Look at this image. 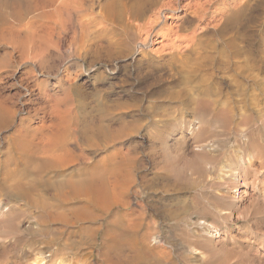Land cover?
I'll use <instances>...</instances> for the list:
<instances>
[{"label":"rangeland","instance_id":"1","mask_svg":"<svg viewBox=\"0 0 264 264\" xmlns=\"http://www.w3.org/2000/svg\"><path fill=\"white\" fill-rule=\"evenodd\" d=\"M96 1L97 0H95V2H94L93 8H94L95 12H98L100 9V6H101L100 4L103 3V0H99L98 2H96ZM190 1H192V2L202 1L203 2L205 0H183V4L190 2ZM243 2H244L243 0H237L236 2L227 1L224 4L220 5L221 10H219V9L216 10V7L213 8L212 9L213 11L211 13L212 16H209L208 18L204 19V21L195 20L193 18V14L191 13V10H188V11L184 10L181 12V15L185 16V18L182 17L183 19L180 18V20L177 22V24L179 25V27H177V29L178 28L180 29L181 34H193V33H195L199 37V39L204 41V43H207V42L212 43L213 42L212 39H214V35H215L214 32L216 31V29H218L222 26V23L224 21L225 16L234 10L237 12H240L239 9H240V6L243 4ZM214 10H216V11H214ZM245 13H249L251 16L261 14L260 10L257 9V6H256L254 0L249 3L247 10H245L243 12L241 11V13L240 14L238 13V14L244 15ZM68 14H69L68 12H67V14L65 12V14L64 13L62 14L63 16H60L61 18L58 17V19H60V23H58L59 25H57L58 27L56 28V34L57 35L61 34L65 38L61 36L62 42L58 43V38H57L58 36H56L54 38V40L56 42L53 40L54 44L56 43L55 46L57 45L56 47L53 46V44L50 45V42L48 44L51 47L49 46V48H48V46L47 47L43 46L44 48L48 49V50L46 49L47 52L43 51V55L40 54L42 52V49L36 50V51H38V53L36 51H34L35 49L33 51H32V48L27 49L30 45L28 43H24V42H23V44L20 43L19 41L22 40L21 38L19 39V41L16 40L17 43L15 42L14 44H12L13 46L12 45L10 46V45H7L3 42H0V69L2 66H3L2 69H4V70H1L2 72L0 71L1 72L0 73V81H1L0 82V95L2 94L0 96V99H1V97H3V95H5V96L8 95L9 96L8 98L11 97L10 99L5 98V96H4L2 98V100L5 102V104H7V105L11 104L10 106L12 108L14 107V109L16 108V110H17V111L15 110L16 113L14 114V117H13L15 124L13 123L14 125L12 124V126H10L8 128V130H3L1 132L0 141L2 142L4 140V137L9 136V135L11 136L12 134L16 133V131L18 132L19 129H21L25 132V134H28L31 137H32V135L34 136V134H36L38 136L35 140L37 143V140L39 142V136L42 137L43 135H46L49 132V134H48L49 139L47 138L48 142L45 141L43 143V145H45L49 148V146L51 144H53V142L55 141L56 137L60 135L58 131L61 130L60 133H62V130H63L64 134L62 133L61 135L62 136L63 135L64 136L70 135V139H69V137L64 138V136L62 137L60 135L59 138L62 140L64 139V140L60 141V139H56V141L59 140L60 144L59 145L56 144L59 142L55 141L53 146L55 148H57L58 146L60 147L59 150H58V148L55 149L57 152L60 151L63 153L65 151V154L72 152L73 156L70 155L71 156L70 157V156H67V154L66 155L64 154L65 155L64 159H66L65 161H67V162H64L66 168L64 166H61V168H58V169H60V171L57 170L56 173L63 175L61 177H64L65 175L70 176V174L73 173L74 175H76V177L74 176L75 178H80V177H84V174H85V176H88L90 174L93 175L92 173L95 171L94 172L95 178H94V175L91 177V179H96V181H93V183L95 182V184H96V185L95 184L94 185L97 186L99 184L98 181H100L101 184L103 183L102 181H104L106 183V184L104 183L102 185V187L99 186L102 188L103 191L97 186L99 188V193H98L97 187H96L97 190L95 187H94L95 190L92 189L91 197H93V199L95 201L93 203H91L90 204L91 206L89 205V207L87 209V211H89L90 209H92V210H90L91 212L90 211L87 212L88 217L84 219L85 222L80 221V222L76 223L75 222L77 219L76 217L79 216L80 214H77V213L70 211V210H68V211L64 210V209H67L66 207H72V206L74 207V204H76V207H77V205L81 206L83 203L78 201L79 199H75L73 201H70L69 203L64 205V209L62 206V209H60L59 212L62 210V212L64 213L63 215H65V217H68L70 220H73V218H74L73 222H70V225H73V228H72V226H69V224L66 221H65V223H63L64 220L60 221V217H58L57 218L58 220L57 219L53 220L52 222H50V225L51 226L53 225L54 227H57V228L59 226H61L58 228L59 234L56 233L57 234L56 236L60 235V236H62L61 238H63V239L57 241L55 244L53 243V246L52 245L50 246L49 243H47V242H41L40 244L42 246L41 245L40 246L44 247V250L46 249L45 250L46 253L49 252L48 254L51 253L52 249H53L52 252H55V251L59 252L58 253L59 255L56 256V258L58 257L59 259H60V256H62V255L63 256L68 255L69 261L71 262L70 264H73V263L81 264L80 262H82V264H84V263L109 264L110 263L109 261L112 259H113L112 261L115 262V258L109 259V261L104 260L105 257L107 258L109 256L108 255L105 256V254L103 252L110 254V256H112V257L114 255H115L114 257L117 256L116 262L122 261L123 264H125V261H123V260H125L127 257H128L127 260H129V259L132 261L135 260V261H133V263L136 262L134 264H138L139 262L141 264H143L144 262L145 263L148 262L147 264H153V263L154 264L155 263L156 264H198L197 261H200L199 264H206V263L210 264L211 262H212L211 264H223V261L221 262V260H220L221 256H222V253H221L222 251H219V249L222 247H225L227 250L231 251L232 254L234 253L233 252L234 250L236 252H239L240 250H242V252L247 253L244 256H245L246 262L248 264H257L256 262H258V264H264V236L262 237L263 238V242H262L263 244H262L260 240H257V241L249 240V238L247 237L246 234H244L241 230H237V225L245 223V221L247 219L245 218V216L240 215L241 212L236 210L235 204L239 202L240 204H242V208H245L247 205L251 206L253 200H255L257 198L256 190L252 186L245 187L244 184L239 183L237 186V191L235 193L232 191L233 188H231L230 184L229 185L226 184L225 181H223L222 179L219 178L217 171L215 172L214 170L209 169L210 164L208 165L209 166L208 168H205V166H201V162L199 161V158L202 155H199L197 157H194V156L187 157V156H189L187 153L189 152L191 154L190 151L193 150L194 139L189 137V135H190L189 134V128H188L186 123L190 118L191 119L193 118L191 113L194 112V110H192V109L195 106H194V104H192L193 101L190 100L189 96H187L186 94L188 93L189 89H190L189 91H192L191 89H193V88H194V90H196L195 87L198 86V82L201 80V77H202L201 76L202 70L200 72L201 74H199V73L195 74V73L191 72L193 65H195V59H194V57L196 56L194 54L195 51L193 53L189 54L190 57L187 59L188 62L185 65L186 67H184L185 68V70H184L183 68H181V64H182L181 60L173 61L171 59V54L175 48V47H173V43L175 45L182 43V45H180L181 47H179L181 49V52H183L186 49V47H184L186 43H183V42L179 41L178 39H176L175 38L176 35H170L167 38L160 35V36L155 38V42L150 44V47L144 48V50L142 52L139 51V47L136 49L135 45H131L130 47H128V46H124L123 44H120V43L119 44L114 43L115 47L113 45H112L113 46L112 47L111 46L112 42H108L109 36H107L106 38L104 37L105 40H103V39L101 40L102 48H101V50L98 51V54H100V52H101V54L104 53V55L101 56L102 59L100 58V56H98L100 58L99 59V58H97V55H96L97 53H95V51H93L88 46L81 44L83 42H81V41L79 42L78 40L75 41V39H74V35H75L74 30L76 29L75 28V21L78 18L76 17V19H75L74 18L75 16H74L73 17L74 19H71ZM67 15H68V18H70L71 20L66 18ZM261 16H259L258 18L256 17L253 20L252 19L250 20L249 27H250L251 31L253 30V32H255V31H258L259 29L264 27L263 26L264 17L263 16L261 17ZM62 17H64V19H62ZM261 19H262V21H261ZM259 21L262 23H260ZM173 23H176V21H174ZM36 24H37L36 25L37 27L39 25L40 29L43 28L42 25L40 26L41 22H38ZM67 26H68V28H67ZM236 28H238V27H236ZM57 31H58V33H57ZM158 32H160V26L156 29V34ZM115 33H117V34H115V37L117 39H121V38L123 39L126 37V35H124L121 31H118ZM120 33H122V34H120ZM19 34L21 35V37L23 36V38H24L27 35V32L26 31H20ZM123 40L125 41V39H123ZM18 42L21 45L25 46L24 47L25 49L22 48V46L19 47ZM107 42L110 45H108ZM209 43H208V45H209ZM104 45H105V47H103ZM17 46L19 49L16 48ZM120 46H122V48ZM87 47L89 48L90 52L86 51V50H88ZM106 47L108 49H104ZM126 47L128 50L126 49ZM248 47L252 48V49H257L260 47L262 48V45L257 43L255 40H251L248 42ZM12 48H14V49H12ZM114 48L116 51L114 50ZM118 48H120V49H118ZM7 49H8V52H12L13 54H11L10 57L8 56L4 60L3 55H5V52H7ZM102 49H103V51H102ZM125 49H126V51H125ZM25 50L26 51L28 50V51L26 52ZM110 50H114V52L116 54H112L113 56H111V54L108 53ZM20 51H21V53H20ZM24 52H26V53H24ZM34 52H35V54H39V56L33 54ZM25 54L29 55V56L26 55L28 58H26ZM30 54H32L33 56L35 55L34 57H38V59L33 57V59H35V60L37 59V60L36 61L32 60V57H31L32 55L30 56ZM105 54H107V55H105ZM117 54H119V55H117ZM12 55H14V56H12ZM40 55L42 56V59H39ZM92 56H96V57H92ZM21 57H22V59H23V57L26 59L21 60ZM29 57H31V58L29 59ZM8 58L9 59L11 58V59L8 60ZM14 59H15V61H14ZM91 59L92 60L95 59L96 62L94 60H93L94 62H91ZM18 60H19V62H18ZM3 61H5V62H3ZM8 61H9V63H7ZM14 62L17 64V66ZM90 62H91V64H90ZM11 63H13V64L11 65ZM4 65H6L8 68H6V66H4ZM249 66H250V70L253 68V74H256V76H258L259 78H262L264 81V63H258V62L252 61ZM182 69H183V72L181 71ZM184 71H186V72H184ZM211 71L212 70H208V71H204L203 73H205L206 76H209V74H210L209 72H211ZM206 72H208V73H206ZM28 73H29V75H28ZM185 80L187 81V83L185 82ZM215 81L218 82L219 87L221 85L223 90H225L224 92L229 90V87H228L229 82L227 80H225V79L222 80L220 77H217L215 79ZM22 82H23V84H22ZM24 82L27 85H25ZM187 84H189V85H187ZM263 84L264 83L262 82V84H261L262 87H264ZM24 86H26V88ZM30 88H34V89L32 90ZM29 91H30V93H29ZM46 92H48V93H46ZM26 93H28V95H26ZM17 94H19V95L16 97ZM20 94L22 96H20ZM182 94L185 95L183 97V100H178ZM172 95L174 98L172 97ZM261 96L263 97L264 95H261ZM28 97H29V99H28ZM54 97H55V99H54ZM233 97L235 100H237V98L239 100V96L237 97V95H234ZM262 97H261V99H262ZM7 100H8V102H7ZM263 100H264V98L262 99V101ZM24 101L27 103H25ZM23 102L26 104V107H24V109L21 110V109H19V105L22 106ZM251 102H252V100H248V103L246 104V108H244L242 106L243 104H240V105H239V103L236 104L233 119L235 120L234 123H237L236 120H239V121H238V124H234V125L238 127L239 122H240V125H241V123L242 124L244 123V124H243V127L239 125L238 128L237 127L235 128V131L237 129V131H239V132L234 131V136L241 134L240 130H238V129L244 128L245 124H246V126L249 124H253L255 126H258L257 128H259V130L261 131V133L263 135L262 138H264V133H263V130H264V126H263V121H264L263 120V118H264V116H263L264 115V113H263L264 112V106L263 105H264V103L263 102L264 101L262 102L263 108L261 107L262 110H260L262 112L254 111L253 116H252L253 111L251 110L252 107H250V105L252 106ZM38 104H39V106H38ZM44 105H46V106H44ZM51 105H53V108ZM21 106H20V108H21ZM241 106L243 108H241ZM56 107L57 108L60 107V108H58L59 110L61 109L60 114H59V110L58 111H56L57 109L55 110ZM219 107H221V105ZM219 107H217V109H216L217 111L215 110L216 112H219L222 109V107L220 109H219ZM38 108H42V109L37 110ZM242 109L243 110L246 109V110L243 111ZM35 110L38 112H36ZM46 110L47 111L50 110V111L47 112ZM50 112H51V114L55 112L54 114L56 116L54 114L51 115ZM56 112H57V114H56ZM244 112L246 114L251 112L252 113L251 116L255 119H253L252 117H249V119H248V117H246L248 119L247 120L243 115H240ZM259 112H260L262 117L259 115ZM237 114H238V116H237ZM239 115L243 116V118L240 117ZM56 117L57 118L60 117V119L57 120ZM62 118L64 120H65V118H67V119L64 121ZM183 118H184V120L182 121ZM76 119H78V121H76ZM44 120H46V121H44ZM53 120H54V122H56V124L53 123ZM62 120H63V122H62ZM242 120H243V122H241ZM246 121H249V123L248 122L246 123ZM255 121H256V123H254ZM250 122H252V123H250ZM257 122H258V124H257ZM57 123L59 124V127L62 125L60 128H63V129H59ZM75 123H77V124H75ZM54 124L57 126L55 127ZM173 124H175V125L171 127V125H173ZM32 126H33L34 130H33ZM50 126H52L53 128H51ZM74 126H76V127H74ZM179 126H181V127H179ZM261 126H263V127H261ZM40 127H42L43 129L42 128L40 129ZM107 127H109V128H107ZM35 128H37V129L35 130ZM48 128H49V130H48ZM56 128L58 129L57 132L54 130ZM50 129H52V131L54 130L53 133L56 132V134H59V135L53 134ZM80 129H81V131L82 130L83 131L82 132L79 131ZM182 130H184V133L182 132ZM70 131L78 133L79 135L73 133L74 135L72 137V133ZM76 131H78V132H76ZM86 131L89 132V134L93 133V135L86 136V134H88ZM30 132H31V134H30ZM39 132H41V133H39ZM45 132H47V133H45ZM68 132H70V133H68ZM50 133H52V134L50 135ZM52 135H54L53 136L54 138L51 137ZM80 135H83V136L81 137ZM201 135L204 138L209 137V135H206V133H204V132L201 133ZM30 136H29V138H30ZM74 136H76V138ZM84 136H86L85 137L86 140L83 138ZM90 136H91V138H90ZM179 136L180 137L182 136L183 138L182 137L179 138ZM205 136H208V137H205ZM29 138H27L28 140L22 139V141L19 142L18 148L16 150L17 151V153H16L17 158L20 157L23 159L24 158L27 159L28 156L32 155L31 150L33 151L34 145L31 146V142L29 141ZM50 138H53L54 141ZM73 138H75V140H73ZM77 138H78V140H77ZM262 138L260 139V141H261V144L264 145V139H262ZM65 139L68 140V142L65 141ZM232 139H234V137ZM73 141H74V143H73ZM77 141H81V142H77ZM192 141H193V143H192ZM12 142H14V140ZM61 142L64 143L63 145L67 146L69 148V150H67L68 149L67 147H66L67 149L65 150V147L61 144ZM211 142H212V140H210V143ZM77 143L79 144L78 146H77ZM185 143L187 146L185 145ZM46 144H49V146ZM7 145H9V144H7ZM7 145L3 148V150H7V148L9 147ZM39 145H41V144L39 143ZM19 146L22 148V149L20 148L22 153L21 152L19 153V151H20ZM53 146L50 148L54 149ZM70 146H71V148H70ZM81 146H82V148H81ZM184 146H186L187 148ZM164 147L165 148L167 147V150ZM178 147H180L179 150H181V149L183 150V151L182 150L178 151V153L182 154V152H183V154H184L187 152L186 155L184 154L185 157H182L183 154L181 156L177 152L174 153L175 151H173V149L174 148L177 149ZM62 148L64 149V151ZM78 149L81 151H79ZM184 149L185 150L187 149V150L184 152ZM188 149H189V151H188ZM28 150H30L31 153H29ZM117 150H120L119 155H115L116 152H114V151H117ZM67 151H69V152H67ZM82 152L84 153L83 155H82ZM129 152H131V153H129ZM3 153H0V160H1V162H3V163H1L3 165V168L1 169L2 173L0 171V175H1L0 177L1 178L4 177V171L6 169V168H4L5 167L4 163H6L5 160H6L7 155H5ZM74 153L75 154L77 153V155H74ZM168 153H171V154H168ZM25 155H27V156H25ZM85 155L87 156V158H89V156H90L92 159L89 158V160H88ZM110 155H111V157H110ZM131 155H132V157H131ZM76 157L77 158L81 157V158L78 161V159L76 160ZM107 157H109L110 159H108ZM192 157L194 159V162L197 160L199 161V162H195L196 167L194 166V162L192 160ZM31 158L33 159L34 157L30 156L29 157L30 160L29 161L26 160V161H28V163H30V168H28V169L26 168L27 170L23 171L24 179L28 178V177H29L28 179H30V178L34 177L35 175L37 176V174H36L37 171H36V168L34 167L35 163L37 164V162L41 161L38 164L42 165L43 162L45 164V160L47 162L46 164L49 165L51 163V160H49L48 158H46V159L43 158L45 160H43L41 158H39L40 160L34 159V161L31 160ZM74 158H75V160H74ZM119 158L121 159V161H124L123 165H121L122 162L119 163L120 162ZM195 158H196V160H195ZM97 159L98 160L100 159L103 162V164H102V162H101V164H99V161ZM186 159H187V161H185ZM48 160L50 161L49 163H48ZM175 160H176V162H175ZM216 160H218V159H216ZM216 160H212L211 164L215 163V165H217ZM74 161H75V163H74ZM76 161L82 162L83 164L82 163L77 164ZM111 161H114V162H111ZM126 161H128L127 164H126ZM187 162H188V164H186ZM67 163H69V164H67ZM92 163L93 164L96 163L97 165L96 164L93 165ZM183 163L185 165H183ZM189 163H190V165L192 163L193 166L192 165L190 166ZM196 163H198V164H196ZM199 163H200V165H199ZM111 164L113 165V167L115 166L114 167L115 169H113V167H111L112 166ZM124 164H125V166H124ZM171 165H172V167H171ZM23 166H26V164L21 165V168H23ZM43 166H40L41 169H43L42 168ZM168 166L171 167L170 168L171 170L169 168H167ZM185 166H187L186 167L187 169L189 167H191V168H189L191 172L189 171V169L187 170L185 168ZM200 166L203 167L202 168L203 170L201 169ZM33 167L35 169H33ZM103 167L106 170H107V167H109V169L107 170L106 173L104 172L106 170L103 169ZM110 167L112 170H114L113 172L110 169ZM192 167H195V168H192ZM88 168H89V170H88ZM196 168H197V170H196ZM69 169H70V171H69ZM72 169H73V171H72ZM199 169H201V172ZM75 170H76V172H75ZM209 170L211 171L212 174H209L210 173ZM118 171L122 172V173L120 172L122 174V176L118 174L119 173ZM202 171H205V172H202ZM60 172H63V173H60ZM101 172H103V173H101ZM170 172H172V173H170ZM198 172H200V173H198ZM76 173L79 175H77ZM202 173H204V174H202ZM205 173H207V174H205ZM213 173H215V175H213ZM50 174L52 175L54 173L52 172ZM107 174H109L110 176ZM111 174H114L115 175L114 177H116V178L118 177V179L116 180V178H114L113 175H111ZM123 174H124V176H123ZM167 174L169 177L167 176ZM197 174H198V177H197ZM81 175H83V176H81ZM101 175H103V176L106 175L108 177V180L105 179V180H107V181H105L103 179V177H101ZM173 175H174V177H173ZM251 175H253V174H251ZM30 176H32V177H30ZM130 176H132V177H130ZM107 177H104V178H107ZM123 177H125V178H123ZM99 178H101V180ZM121 178L126 179V181L122 180ZM198 178H199V180H198ZM114 179L116 181L119 180L120 182L122 180L123 181V182H121L122 184L119 183L121 186H119V184H118V185H116L117 186L116 187L113 184H110V183H113ZM192 179H193V181H192ZM110 180H111V182H110ZM200 180H202L203 182ZM0 181L3 182L2 179H0ZM194 181L196 182V184H194ZM212 181H214V182H212ZM204 182H206L205 186H207V187L203 186ZM207 182H208V184H207ZM216 183L218 184L217 186H216ZM220 183L223 185V187H222V185H220ZM123 184H126V185L124 186ZM106 185L109 186V188H111V189L108 190L109 188L105 187ZM111 185L113 186V188L110 187ZM193 185H194V187H193ZM200 185H201V188H200ZM224 186L225 187L227 186V188H225ZM115 187H116L117 191L119 190L120 192L119 191L118 192L120 194H122L121 195L122 198L119 196L118 200H120V198H121L120 201H124V200L127 201V204H125V205L122 202L124 206L121 204L120 201L115 200V198L117 199V197H115L116 193H117ZM217 187H218V189H217ZM228 187H230V188H228ZM103 188L107 189L108 192L110 191L109 192L110 194L106 190L105 191L108 194L107 193L104 194L105 191ZM210 188H212V189H210ZM62 189L65 190L66 188L63 187ZM136 189H137V191H136ZM219 189H220V191H219ZM221 189H222V191H221ZM122 190H123V192H122ZM101 191L103 193H101ZM111 191L114 192L115 194L111 195V193H112ZM133 191L134 192L136 191L135 193H138V194H133L134 193ZM238 191H240V192H238ZM9 192L10 191H4L2 193V195H0V200L2 203V205L0 207V214L2 215V216L0 215V222L2 220H4L5 217L11 218L12 216H13L11 218V219H13L12 221L15 222L18 220V218H16L14 215H12V212H11L12 208H14L13 204L15 203V201L14 200L12 201L13 195L11 192L10 193ZM219 192H221L222 195ZM225 192L229 193V195L226 194ZM247 192H248V194H247ZM93 193H94V195H93ZM97 194L100 196L98 197ZM102 194H104L105 197ZM251 194H252V196H250ZM136 195H137V197H136ZM226 195L228 196V198H230V201L227 199ZM112 196H114L115 198ZM126 196H128V197H126ZM224 196H225V198H224ZM230 196H232L233 198L235 197L234 198L235 200ZM246 196H248L249 198ZM251 197H253L254 199L252 200ZM111 198L113 199L112 201L115 203L111 202ZM98 199L101 200L102 202L103 201L104 202L101 203V201H99ZM218 199L220 200V202ZM251 200H252V202H250ZM228 201H229V203H228ZM231 201H232V203H230ZM109 202L111 205L108 204ZM104 203H106L107 205ZM233 203H235V204H233ZM97 204L101 205L102 207L96 206ZM220 204H222L221 205L222 207H220ZM133 205L134 206L136 205V206L133 207ZM7 206L10 207L11 213L9 212V210L5 209V208H7ZM139 206H141V207H139ZM211 206H212V208H211ZM107 207H109V208H107ZM134 208H135V210H137V209L138 210L134 211ZM142 208H143V210H142ZM219 208H221V209H219ZM103 209H105V210H103ZM129 209L131 210V212ZM132 209H133V211H132ZM139 209L141 211H143L145 214H142L143 212L141 213V211ZM92 211H95L96 213L95 212L92 213ZM59 212L57 211L56 213L58 214ZM62 212H60V214H58V215L55 213V218H56V216H59V215L61 216ZM68 212H70V214ZM97 212H98V214H97ZM113 212H114V215H113ZM123 213H124V215H123ZM9 214H10V216H9ZM93 214H96L98 216H96V215L94 216ZM218 214H220L219 215L220 218H219ZM237 214H238V217H237ZM259 214H261V215H259ZM110 215H111V217H110ZM115 215H117V216H115ZM135 215H137V217ZM142 215H144V216H142ZM131 216H133V217H131ZM228 216H230V218ZM261 216H263V213H258L255 215H254V213H252L250 217L251 218L254 217L252 220H255L258 217L257 219L260 220V222L258 224L259 232L264 233V227H263L264 223H261L262 222L260 219ZM100 217L101 218L103 217V219H101ZM113 217H115V218L117 217L115 220L117 224L115 223V221H114L115 218L113 219ZM126 217L128 219L131 218L130 219L131 221H128ZM134 217H136L135 219L139 220V218H142L143 220L140 219V221H138V225H137V221L135 222ZM203 217H206V218H203ZM14 218H16V219H14ZM28 218L32 220L31 217H28ZM28 218L27 217L26 218H19V221H17V222L18 223L21 222L19 224V226H20V229L22 231H24L25 236L23 235V237L28 238V239L32 238V240H36L38 238V236H33L34 233L28 228V224L31 222ZM62 218H63V216H62ZM211 218H214L213 219L214 221ZM231 218H232V220H231ZM239 218H241V219H239ZM118 219H120V221ZM121 219H123V220L125 219L126 222L125 221L121 222ZM112 220L114 221L115 225L112 223L113 222ZM132 220L134 221V223H132L133 222ZM117 221H119L120 223ZM127 221H128V223H127ZM199 221H200V223H199ZM211 221H213L212 223L219 224V226L222 228L224 226H228L230 228V231H232L231 233L227 232V235H225L224 233L221 234L226 239H223L222 241H220V243H217V245L218 246L220 245V246L218 247L216 245V248L214 247L213 242L215 244V240L217 239V237L209 236L207 234V230H206V227H208V225L211 224ZM123 222H124V225L126 224L125 226L123 225ZM129 222H131V223H129ZM208 222H209V224H208ZM72 223H74V224H72ZM95 223H96V225H95ZM135 223H136V226H135ZM139 223L142 224V225L140 224V227H139ZM192 223H194V224H192ZM64 224L66 225V227ZM90 224H91V226H90ZM121 224L126 228H124ZM97 225H99V227ZM132 225H134L135 228ZM117 226H119V227H117ZM128 226L131 227L132 229L131 228L127 229ZM201 226H202V228H199ZM82 227L85 228V231H84V229H82L84 232L81 230ZM89 227H90V231H89ZM262 227H263V229H262ZM66 228H69V229H66ZM93 228H95V229H93ZM68 230H69V232H72V234L67 232ZM73 230L76 233L73 232ZM125 230H127V232ZM61 231H64L63 234H60ZM80 231H82V232H80ZM109 231H111V232H109ZM118 231H121V234H119L120 232L118 233ZM137 231H139V232H137ZM200 231H202V232H200ZM116 232L118 233L117 235H116ZM92 233H94L93 237L91 236ZM108 233L110 236L111 235L112 236L111 237L108 236ZM136 233L138 234L137 237H140L141 239L140 238L137 239V237H136V240L134 239L135 236L137 235ZM150 233H152V237H151ZM81 234H83V235H81ZM149 234H150V237L152 239L149 237ZM114 235H116V237ZM156 235H158V236H156ZM189 235H192L191 237L193 239H190L191 238L190 237L189 238L190 240H189L188 239ZM85 236H86V238H85ZM113 236L115 238H113ZM131 236L134 238H132ZM153 236H154V238H153ZM67 237H72V238H69L67 240ZM146 237H148V239H150V240H148ZM157 238L160 241L156 243V241H158ZM111 239H112V241L116 240V241H114V243H112V245H111L112 241H110ZM117 239H118V241H117ZM125 239H127V240H125ZM128 239H129V243H128ZM131 239L132 240L134 239V240L132 241ZM142 239L144 241H141ZM152 240L153 241L155 240V241L153 242ZM66 241H67L68 245L65 247L64 243ZM94 241H96V242H94ZM102 241H103V243H102ZM120 241L121 242L123 241V242L121 243ZM137 241L139 243H136ZM145 241H147V242H145ZM150 241H152V243ZM184 241H185V243H184ZM203 241H205V242H203ZM92 242H93V244H92ZM104 242H105L106 246L104 245ZM117 242H119V245ZM125 242H127V243L123 244ZM132 242H134V244ZM115 243H117V244H115ZM130 243H132L131 244L132 247H131ZM195 243H196V245H195ZM222 243H224V244H222ZM242 243H244V244H242ZM43 244H45V245L43 246ZM80 244H81V246H80ZM238 244H240V245H238ZM107 245H111V246H108V248H107ZM122 245H124V246H122ZM142 245H144V246L142 247ZM148 245H150V246H148ZM189 245L191 248H188ZM197 245H198V247H197ZM258 245L259 246L262 245V247L259 248ZM6 246H7L6 249H4L3 247L0 248V264H5L4 263L5 259L7 260V261H5V262H7L6 264H25L26 260L24 259V257L21 256V254L16 253L14 251L10 252L9 249L12 250L11 249L12 246L10 244H7ZM89 246H91V247H89ZM115 246L119 247V248L116 249ZM111 247H112V249H111ZM144 247H146V248H144ZM155 247H158V248H155ZM79 248L80 249L82 248L81 249L82 251ZM106 248L109 250V252L107 251ZM134 248H135V250L133 251ZM141 248H144L145 251H142L143 249H141ZM147 248H150V249H147ZM162 248H163V250H162ZM236 248H239V250ZM256 248H258V249H256ZM86 249L88 251H86ZM152 249L156 251V252L153 251V255L151 252ZM158 249H160V250H158ZM205 249H208V251ZM77 250H79V251H77ZM96 250L98 253H96ZM124 250H125V252H124ZM198 250H200V252H203V251H205V252L201 253L202 255L200 253L196 254L195 252ZM68 251H70V252H68ZM92 251L95 253H93ZM140 251H142V252H140ZM146 251H149L148 252L149 254ZM157 251H158V253H157ZM160 251H163V253L165 255L164 257H163V253ZM192 251H194V252H192ZM84 252H86L87 255ZM113 252L115 254H113ZM123 252L126 254L124 255ZM150 252H151V254H150ZM218 252H220V253H218ZM143 253H147V254L144 255ZM205 253L210 255L211 258H209L210 256H208V255L206 256ZM73 254H74V256H72ZM135 254H136V257L138 255L137 259L135 257ZM139 254H141V255H139ZM159 254H161V256ZM188 254L189 255L191 254V255L189 256ZM212 254H213V256L215 254V256L213 258H212ZM217 254H219V255H217ZM148 255L149 256L151 255V256L148 257ZM249 255L252 257H250ZM3 256H4V258H2ZM84 256H86V257H84ZM121 256L122 257L124 256L123 257L124 259L121 258L120 260H117V258L119 259V257H121ZM157 256H158V258H157ZM217 256H220V258L218 257L219 261L217 260L218 259ZM244 256H243V258H244ZM75 257H77V258H75ZM134 257H135V259H134ZM161 257H163V258H161ZM195 257H197V258H195ZM205 257L206 258L208 257L207 261H206ZM70 258H71V260H70ZM73 258L75 260H72ZM86 258H87V260H86ZM95 258L96 259L100 258V259L98 261ZM109 258H111V257H109ZM214 258H216V260ZM233 258H232L233 261L231 260L228 264H231V262H232V264L238 263L239 258H237V256H236V258H235V256ZM139 259L140 260L144 259V260L138 261ZM21 261L24 263H20ZM73 261H76V262H73ZM78 261H79V263H77ZM203 261H205V262H203ZM208 261H210V263H208ZM259 261H261V262H259ZM105 262H109V263H105ZM114 262H112L110 264H113ZM26 263L29 264L28 262H26ZM51 264H56V262L52 261Z\"/></svg>","mask_w":264,"mask_h":264},{"label":"bare ground","instance_id":"2","mask_svg":"<svg viewBox=\"0 0 264 264\" xmlns=\"http://www.w3.org/2000/svg\"><path fill=\"white\" fill-rule=\"evenodd\" d=\"M99 0H97L96 2H98ZM227 1H233V2H236L237 0H205V1H190V2H187V3H184L183 4V0H103V3H101L100 5V9L98 12H95L94 11V2L95 0H0V42H3L7 45H12L17 41H19V39L21 38L22 40H20L19 42L23 44L24 43H28L30 46L27 48V49H31L32 48V51H36V50H39V49H42V52L40 53L41 55H43V51H46L47 52V48H44L43 46L49 48L50 45L53 44V46H55L54 44V38L56 36H58V43H61L62 42V39H61V34L60 35H57L56 34V28L58 27L57 25H59L58 23H60V19L61 18L60 16H63L62 14L66 12L69 13V17L71 19H76V17L78 18L76 21H75V30H74V39L75 41L78 40L79 42H83L81 44H84L86 46H88L89 48H91L93 51H95V53H97V58H99L98 56H101L104 55L101 54H98V51L101 50L102 48V44H101V40H105V38L107 36H109L108 38V42H112L111 43V46L113 45L115 47V44L114 43H120V44H123L124 46H128L130 47L131 45H135L136 46V49L139 47V51H143L144 48H147V47H150V44L154 43L155 42V38L158 37V36H163L165 38L169 37L170 35H176L175 38L178 39L179 41L183 42V43H186L184 47H186V49L181 52V49L179 47H181L180 45L181 44H174L173 43V47L174 48V51L172 52L171 54V59L173 61H178V60H181L182 61V64H181V68H183L185 70L184 67H186L185 65L187 64V59L190 57L189 54L190 53H193L194 51V54L196 55L194 57L195 59V65H193L192 67V70L191 72L195 73V74H201V70H202V74H201V80L198 82V86L195 87L196 90L191 89L192 91H189L188 90V93L186 94L187 96H189V99L192 100V104H194V108L192 110H194V112L191 113V115L193 116V118L190 120L187 121V126L189 128V137L190 138H193L194 139V146H193V150L190 151L191 154L188 152H186L189 156L187 157H190V156H194V157H197L199 155H202L200 156L199 158V161L201 162V166H205V168H208L209 164H210V170H214L215 172L217 171L218 175H219V178L222 179L223 181L226 182V184H230L232 191L236 193L237 191V186L239 183H242L245 185V187H250L252 186L255 190H256V196L257 198L255 200H253L254 196L251 197L252 200L250 202H252L251 206H246L245 208H242V204H240L239 202L238 203H233L235 204V208L236 210H238L240 213L241 216H245V218L247 219L245 221V223L243 224H239L237 225V230H241L244 234L247 235V237L249 238V240H252V241H257V240H260L261 243L263 242V236H264V233H261L259 232V222L260 220L259 219H255V220H252L253 218H251V214L254 213L255 214H258V213H263V216H261V223H264V145L261 144V141L260 139L262 138V133L261 131L259 130V128H257L258 126H255L253 124H249L246 126L245 124V127L242 128V129H238L240 130V135H236L234 136V131H235V128L237 126H235L234 124H238V121L239 120H236L237 123H234V110L236 108V104L239 103L240 104H243L242 106L244 108H246V104L248 103V100H252V106L250 105L251 110L253 111V114L251 112H249L248 114H246L245 112L240 114V115H243L245 118L248 117H252L254 115V111H260L262 110L261 107H262V99L264 98V96L262 97L261 95H264V87H262V82L264 83L263 79L262 78H259L258 76H256V74H253V68L250 70V63L253 61L255 62H258V63H264V27L259 29L258 31H255L253 32V30L251 31L250 27H249V22L250 20L252 19H255L256 17L258 18L259 16H263L264 17V0H254L255 1V4L257 6V9L260 10L261 14L259 15H255V16H251L249 13H245L244 15H239L241 13V11H245L248 9V5L251 1L253 0H243V4L240 6V12H237V11H232L230 12L229 14H227L224 18V21L222 23V26L218 29H216V31L214 32V39L212 43H204V41H202L201 39H199V37L193 33V34H181V31L180 29L177 27H179V25L177 24V22L180 20V18H185V16L181 15V12L182 11H188V10H191V13L193 14V18L197 21H204V19L208 18L209 16H212L211 13H212V9L216 7V10L219 9L221 10L220 8V5L221 4H224L225 2ZM98 4V3H97ZM97 6V5H96ZM96 8V7H95ZM99 8V7H98ZM235 8V7H234ZM214 10V11H216ZM218 12V11H217ZM239 13V14H238ZM68 15H67V19H70L68 18ZM75 16V17H74ZM80 18H79V17ZM261 16V17H262ZM74 17V18H73ZM182 18V19H183ZM62 19H64V17H62ZM70 19V20H71ZM59 20V21H58ZM174 21H176V23H173ZM262 21V19H261ZM38 22H41L40 26L42 25L43 28L40 29L39 28V25L38 27L36 26ZM260 22V21H259ZM62 23V22H61ZM258 23V22H257ZM262 23V22H260ZM160 26V32H158L156 34V29ZM238 28H236V27ZM264 26V24H263ZM68 28V26H67ZM20 31H26L27 32V35L23 38V36L21 37V33L19 34ZM59 31V30H58ZM57 31V33H58ZM69 31V30H68ZM73 31V30H72ZM118 31H121L124 35H126L125 38V41L122 39H117L115 37V32H118ZM60 32V31H59ZM61 33V32H60ZM120 33V34H122ZM72 34V33H71ZM112 34V35H111ZM114 34V35H113ZM119 34V35H120ZM64 35V34H63ZM67 36V35H66ZM64 37V36H62ZM105 37V38H104ZM65 38V37H64ZM54 40V41H53ZM251 40H255L257 43H259L260 45H262V48H257V49H252V48H249L248 47V42L251 41ZM77 41V42H78ZM209 41V40H208ZM18 42V46L22 48H24L25 46L21 45L20 43ZM50 42V45L48 44ZM52 42V43H51ZM56 42V41H55ZM107 42V44H108ZM129 42V43H128ZM206 42V41H205ZM17 43V42H16ZM172 43V42H171ZM209 43V45H208ZM20 44V45H19ZM105 44V43H104ZM26 45V44H25ZM106 45V44H105ZM105 45L103 47H105ZM110 45V44H108ZM13 46V45H12ZM18 46L16 48H18ZM57 46V45H56ZM55 46V47H56ZM60 46V45H59ZM58 46V47H59ZM110 46V47H111ZM112 46V47H113ZM123 46V47H124ZM167 46V45H166ZM27 47V46H26ZM51 47V46H50ZM87 47V48H88ZM122 48V46H120ZM11 48V47H10ZM81 48V47H80ZM83 48V47H82ZM86 48V49H87ZM89 48L88 52L89 51ZM135 48V47H134ZM14 49V48H12ZM19 49V48H18ZM25 49V48H24ZM23 49V50H24ZM44 49V50H43ZM47 49V50H46ZM54 49V48H53ZM104 49H108L107 47L104 48ZM120 49V48H118ZM127 49V47H126ZM125 49V51H126ZM132 49V48H131ZM22 50V49H21ZM115 50V48H114ZM114 50H110L108 53L111 54V56H113L112 54H116L114 52ZM128 50V49H127ZM183 50V49H182ZM10 51V50H9ZM19 51V50H18ZM26 51V50H25ZM28 51V50H27ZM26 51V52H27ZM31 51V50H30ZM92 51V52H93ZM103 51V49H102ZM116 51V50H115ZM23 52V51H22ZM24 52V53H26ZM38 53V51H36ZM73 52V51H72ZM107 52V51H106ZM105 52V53H106ZM130 52V51H129ZM21 53V51H20ZM32 53V52H31ZM78 53V52H77ZM86 53V52H85ZM94 53V52H93ZM107 53V54H108ZM118 53V52H117ZM122 53V52H121ZM133 53V52H132ZM11 54H13L12 52H8V49H7V52H5V55H3L4 57V60L5 58H7L8 56L10 57ZM23 54V53H22ZM29 54V53H28ZM35 54V52L33 53ZM83 54V53H82ZM89 54V53H88ZM87 54V55H88ZM105 54V55H107ZM120 54V53H119ZM117 54V55H119ZM127 54V53H126ZM27 54H25L26 56ZM32 54H30L31 56ZM37 56H39V54H35ZM34 55V56H35ZM40 55V58L39 59H42V56ZM45 55V54H44ZM49 55V54H48ZM86 55V54H85ZM125 55V54H124ZM14 56V55H12ZM29 56V55H27ZM26 56V58H28ZM33 55L31 56L32 57V60H35L33 59L34 57ZM91 56V55H90ZM109 56V55H108ZM107 56V57H108ZM135 56V55H134ZM29 57V59L31 58ZM48 57V56H47ZM92 57H96V56H92ZM105 57V56H104ZM15 58V57H14ZM26 58L23 57V59L25 60ZM34 58H37L38 57H34ZM99 58V59H100ZM11 59V58H10ZM8 58V60H10ZM13 59V58H12ZM22 57H21V60H23ZM36 59V60H37ZM102 59V58H101ZM3 60V59H2ZM1 60V61H2ZM20 60V61H21ZM28 60V59H27ZM35 60V61H36ZM95 61V59H93ZM92 59H91V62H94ZM104 60V59H103ZM15 61V59H14ZM163 61V60H162ZM5 62V61H3ZM17 62V61H16ZM19 62V60H18ZM17 62V63H18ZM22 62V61H21ZM90 62V64H91ZM96 62V61H95ZM9 63V61L7 62ZM15 63V62H14ZM40 63V62H39ZM13 63H11L12 65ZM16 64V63H15ZM20 64V63H19ZM18 64V65H19ZM107 64V63H106ZM3 65V64H2ZM10 65V64H9ZM8 65V66H9ZM6 66V65H4ZM17 66V64H16ZM15 66V67H16ZM3 67V66H2ZM0 69L1 70H4V69ZM92 67V66H91ZM6 68H8L6 66ZM18 68V67H17ZM183 69L181 70L183 72ZM6 70V69H5ZM11 70V69H10ZM9 70V71H10ZM14 70V69H13ZM208 70H212L211 72H209V76H206L205 73H203L204 71H208ZM2 72V71H1ZM0 72V73H1ZM6 72V71H5ZM16 72V71H15ZM32 72V71H31ZM186 72V71H184ZM14 73V72H13ZM43 73V72H42ZM208 73V72H206ZM187 74V73H186ZM29 75V73H28ZM184 75V74H183ZM31 76V75H30ZM68 76V75H67ZM187 76V75H186ZM65 77V76H64ZM217 77H220L222 80L225 79L229 82V90H227L226 92H224L225 90H223V88L218 86V82L215 81V79ZM186 78V77H185ZM24 79V78H23ZM184 79V78H183ZM188 79V78H187ZM186 79V80H187ZM22 80V79H21ZM185 80V82L187 83V81ZM190 80V79H189ZM71 81V80H70ZM220 81V80H219ZM1 82V81H0ZM21 83V82H20ZM220 83V82H219ZM23 84V82H22ZM25 84V82H24ZM27 85V84H25ZM35 85V84H34ZM189 85V84H187ZM264 85V84H263ZM26 88V86H24ZM31 87V86H30ZM33 87V86H32ZM29 88V87H28ZM188 88V87H187ZM30 89H34V88H30ZM29 89V90H30ZM44 92V91H43ZM173 92V91H172ZM30 93V91H29ZM45 93V92H44ZM43 93V94H44ZM48 93V92H46ZM24 94V93H23ZM42 94V93H41ZM2 95V94H1ZM0 95V96H1ZM19 94L16 95V97L18 96ZM26 95H28V93H26ZM234 95H237V97L239 96V100L237 98V100L234 99ZM5 95H3L4 97ZM20 96H22L20 94ZM70 96V95H69ZM179 96V95H178ZM185 95L182 94L178 100H183V97ZM262 99H261V97ZM0 99V134L3 130H8V128L10 126H12V124L14 123V120H13V117H14V114L16 113V108L14 109V107L12 108L9 104H5V102L2 100V98ZM9 96H5V98H8ZM45 97V96H44ZM47 97V96H46ZM173 97V95H172ZM176 97V96H175ZM4 98V99H5ZM11 98V97H10ZM8 98V99H10ZM53 98V97H52ZM174 98V97H173ZM29 99V97H28ZM36 99V98H35ZM47 99V98H46ZM55 99V97H54ZM23 100V99H22ZM48 100V99H47ZM15 101V100H14ZM20 101V100H19ZM58 101V100H57ZM8 102V100H7ZM12 102V101H11ZM10 102V103H11ZM17 102V101H16ZM15 102V103H16ZM25 102V101H24ZM22 103V106L19 105V109H24V107H26V104L27 102L25 103ZM174 102V101H173ZM30 103V102H29ZM250 103V104H251ZM264 103V102H263ZM14 104V103H13ZM17 104V103H16ZM63 104V103H62ZM43 105V104H42ZM221 105L222 109L219 111V112H216L217 110V107H219ZM13 106V105H12ZM16 106V105H15ZM21 106V108H20ZM39 106V104H38ZM46 106V105H44ZM43 106V107H44ZM48 106V105H47ZM52 108H53V105H51ZM55 106V105H54ZM57 106V105H56ZM241 106V108H243ZM264 106V105H263ZM31 107V106H30ZM34 107V106H33ZM192 107V106H191ZM219 107V109L221 108ZM238 107V106H237ZM36 108V107H35ZM49 108V107H48ZM60 108V107H58ZM57 107L55 108L56 111H58ZM240 108V109H241ZM249 108V107H248ZM247 108V109H248ZM263 108V107H262ZM34 109V108H33ZM39 109H42V108H38L37 110ZM239 109V110H240ZM16 110V111H15ZM45 110V109H44ZM53 110V109H52ZM51 110V111H52ZM54 110V111H55ZM61 110V109H60ZM60 110H59V114H60ZM114 110V109H113ZM216 110V111H215ZM237 110V109H236ZM238 110V111H239ZM243 110V109H242ZM246 110V109H244ZM243 110V111H244ZM30 111V110H29ZM32 111V110H31ZM36 111V110H35ZM42 111V110H41ZM47 111V110H46ZM45 111V112H46ZM50 111V110H48ZM47 111V112H48ZM65 111V110H64ZM34 112V111H33ZM38 112V111H36ZM35 112V113H36ZM53 112V111H52ZM189 112V111H188ZM216 112V113H215ZM236 112V111H235ZM262 112V111H260ZM259 112V115L261 116ZM43 113V112H42ZM55 113V112H54ZM52 113V114H54ZM64 113V112H63ZM264 113V112H263ZM33 114V113H32ZM51 114V112H50ZM51 114V115H52ZM57 114V112H56ZM58 114V115H59ZM181 114V113H180ZM183 114V113H182ZM252 114V116H251ZM258 114V113H257ZM31 115V114H30ZM50 115V116H51ZM55 115V114H54ZM239 115V116H240ZM263 115V114H262ZM39 116V115H38ZM43 116V115H42ZM41 116V117H42ZM48 116V115H47ZM49 116V117H50ZM56 116V115H55ZM60 116V115H59ZM66 116V115H65ZM114 116V115H113ZM238 116V114H237ZM243 116H240L243 118ZM264 116V115H263ZM44 117V116H43ZM46 117V116H45ZM58 117V116H57ZM56 119H60L57 118ZM239 117V118H240ZM256 117V116H255ZM262 117V116H261ZM16 118V117H15ZM51 118V117H50ZM75 118V117H74ZM77 118V117H76ZM244 118V119H245ZM253 118V117H252ZM63 119V118H62ZM67 118H65L66 120ZM247 119V118H246ZM247 119V120H248ZM255 119V118H253ZM55 120V119H54ZM53 120V123L56 124V122H54ZM64 120V119H63ZM62 120V122H63ZM64 120V121H65ZM184 120V118L182 119V121ZM260 120V119H259ZM264 120V118H263ZM42 121V120H41ZM46 121V120H44ZM56 121V120H55ZM76 121H78V119H76ZM253 121V120H252ZM51 122V121H50ZM60 122V121H59ZM58 122V123H59ZM61 122V123H62ZM179 122V121H178ZM243 122V120L241 121ZM245 122V121H244ZM249 123V121H246V123ZM57 123V124H58ZM60 123V124H61ZM252 123V122H250ZM256 123V121L254 122ZM261 123V122H260ZM15 124V123H14ZM13 124V125H14ZM44 124V123H43ZM54 124V125H55ZM77 124V123H75ZM244 124V123H243ZM243 124L241 123L240 125V122H239V125L243 127ZM258 124V122H257ZM22 125V124H21ZM41 125V124H40ZM50 125V124H49ZM53 125V126H54ZM175 124L171 125L174 126ZM238 125V127H239ZM262 125V124H261ZM27 126V125H26ZM31 126V125H30ZM57 125H55L56 127ZM62 126V125H61ZM60 126V127H61ZM263 126H264V121H263ZM261 126V127H263ZM36 127V126H35ZM38 127V126H37ZM49 127V126H48ZM51 128H53L52 126H50ZM58 127H59V124H58ZM57 127V128H58ZM59 129H63V128H60ZM68 127V126H67ZM76 127V126H74ZM78 127V126H77ZM111 127V126H110ZM181 127V126H179ZM237 127V128H238ZM22 128V127H21ZM33 128V126H32ZM39 128V127H38ZM42 127H40L41 129ZM54 129L56 132L58 131V129ZM109 128V127H107ZM174 128V127H173ZM37 128H35L36 130ZM43 129V128H42ZM34 130V128H33ZM49 130V128H48ZM52 131V129H50ZM53 130V131H54ZM76 130V129H75ZM74 130V131H75ZM26 131V130H25ZM32 131V130H31ZM45 131V130H44ZM52 131V133H53ZM65 131V130H64ZM81 131V129L79 130ZM83 131V130H82ZM81 131V132H82ZM85 131V130H84ZM237 131V129H236ZM235 131V132H236ZM6 132V131H5ZM55 134V135H61L62 133L64 134L63 130H62V133L61 130L58 131L59 134ZM71 132V131H70ZM68 132V133H70ZM78 132V131H76ZM87 132V131H86ZM85 132V133H86ZM94 132V131H93ZM182 132L184 133V130H182ZM206 133V135H209L208 136H205V137H208V138H204L201 133ZM239 132V131H237ZM14 133V132H13ZM28 133V132H27ZM41 133V132H39ZM44 133V132H43ZM47 133V132H45ZM50 133V135L52 134ZM72 133V137L74 134H77L79 135L78 133H75V132H71ZM74 133V134H73ZM84 133V132H83ZM88 134H86V136L88 135H93V133L89 134V132H87ZM109 133V132H108ZM263 133H264V130H263ZM31 134V132H30ZM49 132L46 134V135H43L42 137L39 136V142L37 140V143H36V138L38 137L36 134H34V136L32 135V137L28 134H25V132L21 129H19V131L14 134H12L11 136H6L4 137V140L1 142L0 141V153H3L6 156V160L4 163V168L5 171H4V177L0 179L3 180V182L0 181V195H2V193L4 191H10L12 193V201L14 200L15 203L13 204V207L12 208V215H14L16 218H18L17 221H19V218H28V217H31V219H29L31 222L28 224V228L34 233L33 236H38V238L36 240H32L31 239H28V238H25L23 237L24 235V231H22L20 229V226L19 224L21 223H18L17 221H12L13 219H11L10 217L6 218L4 220H2L0 222V248L3 247L4 249H6V245L7 244H10L12 246V250L9 249V251H14L16 253H19L21 254L22 257H24V259L26 260L25 261V264H27L26 262H28L29 264H51V262H56V264H70L71 262L69 261V257L68 255H65V256H60V259L56 256H58L59 252H52L51 250V253L48 254L46 253V249L44 250V247H41L42 245L40 244L41 242H47L49 243V245L53 246V243L55 244L57 241L59 240H62L63 238H61L62 236L58 235L56 236L57 234H59V230L58 228L61 227L59 226L58 228L57 227H53L50 225V222H52L53 220L57 219L58 217H60V221L61 220H64L63 223H65V221L69 224V226H72L73 228V225H70V222H73V220H70L68 217H65V215H63L64 213L62 212V210L60 212H62V215L60 216H56L55 218V213L60 209H62V206H63V209H64V205H66L67 203H69L70 201H73L75 199H79L78 201L82 202L83 204L81 206H78L76 207V204H74V207H66L67 209H64V210H70V211H73L77 214H80L79 216H77L76 218V223L77 222H80V221H84L85 218L88 217V213L89 211H87L89 205L91 203H93L95 200L93 199V197H91V194H92V189L95 190V188L98 186H101L105 183L104 181H102L103 183L101 184L100 181H98V185L95 186V182L93 183V181H96V179H91V177L94 175V178H95V171L92 173L93 175H88V176H85L84 174V177H80V178H75L76 175H74L73 173L70 174V176H64V177H61L63 175H60L59 173L57 174L56 171L60 169L58 168H61V166H64L65 167V164L64 162H67L65 161L66 159H64L65 155V151L63 149V153L62 152H57L55 149L58 148L59 150V140L56 141V139H60L59 136L56 137L55 141L56 142H59V143H56L58 144L55 148L53 146L54 144V135H52L51 137L53 138H50L52 139L54 142L53 144H51L54 149L50 148L52 147L51 145L49 146V144H46L49 146V148L45 145H43V143L47 141V138L49 139V136H48ZM67 134V133H66ZM65 134V135H66ZM82 134V133H81ZM188 134V133H187ZM95 135V134H94ZM30 136V138H29ZM62 136V135H61ZM64 136V135H63ZM62 136V137H63ZM81 137L83 135H80ZM84 136L83 138L85 139ZM69 137L70 139V135L69 136H64V138H67ZM71 137V138H72ZM76 138V136H74ZM93 137V136H92ZM182 137V136H181ZM179 136V138H181ZM234 137V139H232ZM27 138H29V141L31 142V146H33V151L31 150H28L29 153H31L32 155H30L31 157H34L33 159L31 158V160L34 161V159H43V158H48L49 160H51V163L48 165L46 164V160H45V164L43 162L42 165L38 164L40 163L41 161L37 162V164L35 165L34 164V167L36 168V174L37 176L35 175L34 177L28 179V178H25L24 179V175H23V171L27 170L28 168H30V163H28V161L30 160L28 156L27 159H23V158H17L16 156V153H17V148H18V144L20 141H22V139H26L28 140ZM75 138H73V140H75ZM82 138V139H83ZM91 138V136H90ZM183 138V137H182ZM211 138V139H210ZM89 139V138H88ZM87 139V140H88ZM264 139V138H262ZM14 140V142H12ZM64 140V139H63ZM62 139H60V141H63ZM78 140V138H77ZM80 140V139H79ZM86 140V139H85ZM209 140V141H208ZM210 140H212V142L210 143ZM16 141V142H15ZM50 141V140H49ZM65 141L68 142V140L65 139ZM51 142V141H50ZM76 142V141H75ZM77 142H81V141H77ZM39 143L41 145H39ZM74 143V141H73ZM187 143V142H186ZM185 143V145H186ZM193 143V141H192ZM9 144V145H7ZM36 144V145H35ZM55 144V145H56ZM61 144L63 145L64 143L61 142ZM76 144V143H75ZM189 144V143H188ZM9 146L7 148V150H3V148L5 146ZM66 145V144H65ZM79 144L77 143V146ZM43 146V147H42ZM64 146V145H63ZM76 146V145H75ZM113 146V145H112ZM187 146V145H186ZM184 146V147H186ZM23 147V146H22ZM47 147V148H46ZM65 147V150L68 148L67 146H64ZM67 147V148H66ZM168 147V146H167ZM167 147L165 148L167 150ZM20 146H19V150H20ZM24 148V147H23ZM71 148V146H70ZM80 148V147H79ZM82 148V146H81ZM163 148V149H164ZM187 148V147H186ZM22 149V148H21ZM170 149V148H169ZM180 147H178L177 149L174 148L173 151H175L174 153H178V151H181L179 150ZM192 149V148H191ZM69 150V148L67 149ZM79 150V149H78ZM187 150V149H186ZM184 149V152L186 151ZM62 151V150H61ZM81 151V150H79ZM122 151V150H121ZM183 151V150H182ZM189 151V149H188ZM22 153V151L20 150L19 153ZM27 152V153H28ZM69 152V151H67ZM78 152V151H77ZM116 152L115 155H119V152L120 150H117V151H114ZM81 153V152H80ZM122 153V152H121ZM124 153V152H123ZM131 153V152H129ZM186 153H184L186 155ZM65 154V155H64ZM69 154V155H68ZM67 156H70L72 154L71 153H68ZM84 153L82 152V155ZM166 154V153H165ZM168 154H171V153H168ZM167 154V155H168ZM180 154V153H178ZM177 154V155H178ZM183 154V152H182ZM182 154H180L182 156ZM183 154L182 157H185ZM18 155V154H17ZM74 155H77V153ZM81 155V156H82ZM127 155V154H126ZM19 156V155H18ZM21 156V155H20ZM27 156V155H25ZM66 156V157H67ZM86 156V155H85ZM84 156V157H85ZM109 156V155H108ZM113 156V155H112ZM5 157V156H4ZM71 157V156H70ZM111 157V155H110ZM117 157V156H116ZM119 157V156H118ZM123 157V156H122ZM132 157V155H131ZM178 157V156H177ZM219 157V158H218ZM68 158V157H67ZM81 158V157H80ZM80 158H77L76 157V160ZM87 158V156H86ZM85 158V159H86ZM89 158H91L89 156ZM89 158H87L89 160ZM108 159H110L109 157H107ZM121 158V157H120ZM119 158L120 162H122L121 165H123V162L124 161H121V159ZM127 158V157H126ZM84 159V160H85ZM86 159V160H87ZM92 159V158H91ZM102 159V158H101ZM105 159V158H104ZM112 159V158H111ZM167 159V158H166ZM165 159V160H166ZM178 159V158H177ZM182 159V158H181ZM188 159V158H187ZM187 159L185 161H187ZM198 159V158H197ZM218 159V160H216ZM28 160V161H26ZM40 160V159H39ZM48 160V163L50 162ZM72 160V159H71ZM70 160V161H71ZM75 160V158H74ZM98 160V159H97ZM106 160V159H105ZM123 160V159H122ZM125 160V159H124ZM189 160V159H188ZM191 160V159H190ZM192 160L194 162V159L192 157ZM196 160V158H195ZM212 160H216L215 162L217 163V165H215V163L211 164V161ZM4 161V160H3ZM26 161V162H25ZM93 161V160H92ZM91 161V162H92ZM99 164H101V160L99 159ZM168 161V160H167ZM198 160L195 161V162H199ZM31 162V161H30ZM69 162V161H68ZM77 162V161H76ZM109 162V161H108ZM111 162H114V161H111ZM117 162V161H116ZM128 161H126V164H127ZM176 162V160H175ZM192 162V163H193ZM195 162H194V166H195ZM3 162H1L0 160V171L1 169L3 168V165L1 164ZM70 163V162H69ZM67 163V164H69ZM72 163V162H71ZM75 163V161H74ZM78 163H82V162H77ZM118 163V162H117ZM168 163V162H167ZM180 163V162H179ZM191 163V165H192ZM26 166H23V168H21V165H25ZM83 164V163H82ZM93 164V163H92ZM96 164V163H94ZM93 164V165H94ZM103 164V162H102ZM109 164V163H108ZM169 164V163H168ZM188 164V162L186 163ZM198 164V163H196ZM38 165V166H37ZM44 165V166H43ZM97 165V164H96ZM112 165V164H111ZM118 165V164H117ZM165 165V164H164ZM167 165V164H166ZM170 165V164H169ZM183 165H185L183 163ZM190 165V163H189ZM188 165V166H189ZM190 165V166H191ZM200 165V163H199ZM40 166H43L41 169ZM78 166V165H77ZM76 166V167H77ZM87 166V165H86ZM120 166V165H119ZM125 166V164H124ZM193 166V165H192ZM198 166V165H197ZM200 166V167H201ZM33 167V169H35ZM75 167V168H76ZM92 167V166H91ZM99 167V166H98ZM105 167V166H104ZM103 167V169H105ZM113 167V165L111 166ZM110 167V169H111ZM115 167V166H114ZM113 167V169H115ZM122 167V166H121ZM129 167V166H128ZM127 167V168H128ZM172 167V165H171ZM171 167H167V168H171ZM184 167V166H183ZM187 166H185L186 168ZM196 167V166H195ZM195 167H192V168H195ZM199 167V166H198ZM27 168V169H26ZM66 168V167H65ZM70 168V167H69ZM72 168V167H71ZM74 168V167H73ZM79 168V167H78ZM81 168V167H80ZM87 168V167H86ZM191 168V167H189ZM188 168V169H189ZM203 167H201L202 169ZM45 169V170H44ZM109 169V167H107V170ZM130 169V168H129ZM128 169V170H129ZM187 169V168H186ZM187 169V170H188ZM201 169L200 172H201ZM80 170V169H79ZM89 170V168H88ZM87 170V171H88ZM100 170V169H99ZM106 170V169H105ZM104 171L105 173L107 172ZM112 170V169H111ZM126 170V169H125ZM127 170V171H128ZM166 170V169H165ZM168 170V169H167ZM171 170V169H170ZM173 170V169H172ZM186 170V171H187ZM192 170V169H191ZM197 170V168H196ZM198 170V171H199ZM203 170V169H202ZM209 170V171H210ZM62 171V170H61ZM70 171V169H69ZM73 171V169H72ZM71 171V172H72ZM78 171V170H77ZM91 171V170H90ZM114 170H112L113 172ZM117 171V170H116ZM122 171V170H121ZM120 171V172H121ZM130 171V170H129ZM128 171V172H129ZM190 171V169H189ZM207 171V170H206ZM54 173V174H50V173ZM76 172V170H75ZM111 172V173H112ZM119 172V171H118ZM118 173L119 175L122 176V172L121 173ZM173 172V171H172ZM170 172V173H172ZM191 172V171H190ZM197 172V171H196ZM198 172V173H200ZM202 172H205V171H202ZM2 173V171H1ZM60 173H63V172H60ZM69 173V172H68ZM98 173V172H97ZM103 173V172H101ZM104 173V174H105ZM167 173V172H166ZM194 173V172H193ZM33 174V173H32ZM35 174V173H34ZM77 174V173H76ZM99 174V173H98ZM115 174V173H114ZM114 174H111L113 175V177L115 176ZM131 174V173H130ZM204 174V173H202ZM207 174V173H205ZM209 174H212L211 171ZM253 174V175H251ZM22 175V176H21ZM30 175V174H29ZM79 175V174H77ZM109 175V174H107ZM118 175V176H119ZM193 175V174H192ZM195 175V174H194ZM201 175V174H200ZM199 175V176H200ZM213 175H215V173H213ZM1 176V175H0ZM75 176V177H74ZM83 176V175H81ZM97 176V175H96ZM110 176V175H109ZM124 176V174H123ZM168 176V174H167ZM203 176V175H202ZM206 176V175H205ZM211 176V175H210ZM217 176V175H216ZM253 176V177H252ZM101 177H103V179H107L108 180V177L106 175H101ZM104 177H107V178H104ZM120 177V176H119ZM132 177V176H130ZM161 177V176H160ZM169 177V176H168ZM171 177V176H170ZM174 177V175H173ZM193 177V176H192ZM197 177H198V174H197ZM204 177V176H203ZM252 177V178H251ZM97 178V177H96ZM116 178V177H114ZM125 178V177H123ZM211 178V177H210ZM215 178V177H214ZM101 180V178H99ZM98 179V180H99ZM110 179V178H109ZM118 179V177L116 178V180ZM122 179V178H121ZM197 179V178H196ZM213 179V178H212ZM105 180V181H107ZM112 180V179H111ZM110 180V182H111ZM114 179L113 183H110V184H113L114 186L118 185L119 183L122 184L121 182H123L122 180H125L126 179H122L121 182L119 181H116ZM129 180V179H128ZM127 180V181H128ZM199 180V178H198ZM214 180V179H213ZM216 180V179H215ZM193 181V179H192ZM202 181V180H200ZM221 181V180H220ZM109 182V181H108ZM107 182V183H108ZM203 182V181H202ZM209 182V181H208ZM207 182V184H208ZM214 182V181H212ZM211 182V183H212ZM126 183V182H125ZM205 183L204 182V185L205 186ZM95 184V185H94ZM106 184V183H105ZM119 184V186H121ZM131 184V183H130ZM192 184V183H191ZM194 184H196V182L194 181ZM200 184V183H199ZM203 184V183H202ZM206 184V185H207ZM214 184V183H213ZM109 185V184H108ZM124 186L126 184H123ZM122 185V186H123ZM211 185V184H210ZM215 185V184H214ZM213 185V186H214ZM218 184L216 183V186ZM220 185H222L220 183ZM128 186V185H127ZM126 186V187H127ZM192 186V185H191ZM196 186V185H195ZM63 187H65L66 189H62ZM95 187V188H94ZM97 187V188H98ZM99 187L101 190L102 188ZM104 187V186H103ZM105 187H108L109 186H105ZM110 187L113 188V186L111 185ZM117 187V186H116ZM115 187V189H116ZM194 187V185H193ZM207 187V186H205ZM211 187V186H210ZM219 187V186H218ZM217 187V189H218ZM223 187V185H222ZM221 187V188H222ZM225 187V186H224ZM96 188V190H97ZM99 188H98V193H99ZM200 188H201V185H200ZM199 188V189H200ZM203 188V187H202ZM227 188V186L225 187ZM230 188V187H228ZM252 188V189H253ZM104 189V188H103ZM111 188H109L108 190H110ZM124 189V188H123ZM212 189V188H210ZM214 189V188H213ZM248 189V188H247ZM107 191V189H104V191ZM134 190V189H133ZM226 190V189H225ZM229 190V189H228ZM103 191V190H102ZM101 191V193H103ZM105 191L104 194H106L107 192ZM119 191V190H118ZM117 191L116 189V196L117 199L115 198V200L117 201H120L121 198H122V194H120L119 192ZM137 191V189H136ZM135 191V192H136ZM216 191V190H215ZM220 191V189H219ZM222 191V189H221ZM242 191V190H241ZM245 191V190H244ZM9 192V193H10ZM110 192V191H109ZM108 192V193H109ZM112 192V191H111ZM123 192V190H122ZM121 192V193H122ZM134 192V191H133ZM132 192V193H133ZM133 193V194H138V193ZM209 192V191H208ZM240 192V191H238ZM107 193V194H108ZM119 193V194H118ZM131 193V192H130ZM140 193V192H139ZM221 194V192H219ZM226 193V192H225ZM231 193V192H230ZM102 194V195H104ZM110 194V193H109ZM115 194L114 192L111 193V195ZM118 194V195H117ZM229 195V193H226ZM232 194V193H231ZM248 194V192H247ZM94 195V193H93ZM98 195V194H97ZM222 195V194H221ZM239 195V194H238ZM246 195V194H245ZM244 195V196H245ZM100 195H98L99 197ZM108 196V195H107ZM121 197L120 200H118V197ZM139 196V195H138ZM213 196V195H212ZM227 196V195H226ZM252 196V194L250 195ZM105 197V195H104ZM128 197V196H126ZM125 197V198H126ZM137 197V195H136ZM232 197V196H230ZM248 197V196H246ZM96 198V197H95ZM124 198V197H123ZM139 198V197H138ZM217 198V197H216ZM219 198V197H218ZM225 198V196H224ZM233 198V197H232ZM235 198V197H234ZM233 198V199H234ZM237 198V197H236ZM244 198V197H243ZM249 198V197H248ZM227 199L230 201V198H228L227 196ZM247 199V198H246ZM99 200V199H98ZM103 200V199H102ZM107 200V199H106ZM110 200V199H109ZM113 199L111 198V202L112 203H115L112 201ZM130 200V199H129ZM216 200V199H215ZM214 200V201H215ZM219 200V199H218ZM235 200V199H234ZM237 200V199H236ZM248 200V199H247ZM101 201V200H99ZM125 201V200H124ZM120 201L121 204L124 205L127 204V201ZM133 201V200H132ZM228 201V203H229ZM239 201V200H238ZM249 201V200H248ZM104 202V201H103ZM101 201V203H103ZM123 202V203H122ZM220 202V200H219ZM4 203V202H3ZM98 203V202H97ZM133 203V202H132ZM139 203V202H138ZM222 203V202H221ZM232 203V201L230 202ZM5 204V203H4ZM81 204V203H80ZM106 204V203H104ZM103 204V205H104ZM110 204V202L108 203ZM216 204V203H215ZM214 204V205H215ZM226 204V203H225ZM224 204V205H225ZM232 204V205H233ZM2 203H1V200H0V207H1ZM11 205V204H10ZM9 205V206H10ZM69 205V204H68ZM93 205V204H92ZM107 205V204H106ZM111 205V204H110ZM109 205V206H110ZM123 205V206H124ZM222 204H220V207ZM228 205V204H227ZM91 206V205H90ZM96 206H101V205H96ZM117 206V205H116ZM115 206V207H116ZM136 206V205H135ZM133 205V207H135ZM245 206V205H244ZM3 207V206H2ZM102 207V206H101ZM100 207V208H101ZM112 207V206H111ZM141 207V206H139ZM138 207V208H139ZM147 207V206H146ZM145 207V208H146ZM224 207V206H223ZM232 207V206H231ZM109 208V207H107ZM212 208V206H211ZM230 208V207H229ZM6 210H9L10 212V207L7 206V208H5ZM125 209V208H124ZM221 209V208H219ZM232 209V208H231ZM57 210V211H56ZM95 210V209H94ZM99 210V209H98ZM101 210V209H100ZM105 210V209H103ZM130 210V209H129ZM138 210V209H137ZM135 210L134 208V211H137ZM140 210V209H139ZM143 210V208H142ZM235 210V209H234ZM112 211V210H111ZM133 211V209H132ZM141 211V210H140ZM148 211V210H147ZM205 211V210H204ZM10 212V213H11ZM60 212L58 214H60ZM91 212V211H90ZM95 212V211H92V213ZM102 212V211H101ZM106 212V211H105ZM131 212V210H130ZM129 212V213H130ZM139 212V211H138ZM143 211H141L142 213ZM206 212V211H205ZM238 212V213H239ZM3 213V212H2ZM70 214V212H68ZM67 213V214H68ZM96 213V212H95ZM127 213V212H126ZM134 213V212H133ZM209 213V212H208ZM212 213V212H211ZM221 213V212H220ZM235 213V212H234ZM57 214V213H56ZM57 214V215H58ZM98 214V212H97ZM101 214V213H100ZM137 214V213H136ZM142 214H145L144 212ZM210 214V213H209ZM213 214V213H212ZM216 214V213H215ZM227 214V213H226ZM225 214V215H226ZM231 214V213H230ZM1 215V214H0ZM94 216L96 214H93ZM113 215H114V212H113ZM124 215V213H123ZM127 215V214H126ZM208 215V214H207ZM220 214H218L219 216ZM261 215V214H259ZM258 215V216H259ZM2 216V215H1ZM10 216V214H9ZM63 216V218H62ZM98 216V215H96ZM117 216V215H115ZM128 216V215H127ZM130 216V215H129ZM134 216V215H133ZM131 216V217H133ZM137 217V215H135ZM144 216V215H142ZM206 216V215H205ZM215 216V215H214ZM223 216V215H222ZM232 216V215H231ZM253 216V215H252ZM111 217V215H110ZM136 217H134V220L135 222L137 221V225H138V221H140V219L142 218H139L138 219H135ZM212 217V216H211ZM230 218V216H228ZM233 217V216H232ZM237 217H238V214H237ZM240 217V216H239ZM3 218V217H2ZM14 218V219H16ZM72 218V217H71ZM95 218V217H94ZM98 218V217H97ZM101 218V217H100ZM115 217H113L114 219ZM117 218V217H116ZM116 218L114 219V221L116 220ZM127 218V217H126ZM130 218V217H129ZM203 218H206V217H203ZM215 218V217H214ZM214 218H211L212 220ZM220 218V216H219ZM96 219V218H95ZM103 219V217L101 218ZM100 219V220H101ZM110 219V218H109ZM131 219V218H130ZM130 219L127 218L128 221H131ZM241 219V218H239ZM58 220V219H57ZM92 220V219H91ZM120 221V219H118ZM143 220V219H142ZM232 220V218H231ZM234 220V219H233ZM238 220V219H237ZM243 220V219H242ZM259 220V221H258ZM87 221V220H86ZM113 221V220H112ZM111 221V222H112ZM114 221L112 222L114 225L116 223H114ZM117 221V222H119ZM122 221H125V219H121V222ZM127 221V223H128ZM133 221V220H132ZM203 221V220H202ZM214 221V220H213ZM213 221H211V224H209L208 222V227H206V230H207V234L209 236H214V237H217V239L215 240V244L213 242V245L214 247L216 248V245L217 243H220V241H222L223 239H226L224 236H222L221 234L224 233L225 235H227V232H232L230 231V228L228 226H224L223 228L219 226V224H216V223H212ZM85 222V221H84ZM126 222V221H125ZM142 222V221H141ZM244 222V221H243ZM98 223V222H97ZM106 223V222H105ZM120 223V222H119ZM118 223V224H119ZM131 223V222H129ZM134 223V221L132 222ZM200 223V221H199ZM204 223V222H203ZM260 223V224H261ZM74 224V223H72ZM82 224V223H81ZM89 224V223H88ZM103 224V223H102ZM117 224V223H116ZM140 224L139 223V227H140ZM194 224V223H192ZM198 224V223H197ZM225 224V223H224ZM65 225V224H64ZM94 225V224H93ZM96 225V223H95ZM122 225V224H121ZM123 225H124V222H123ZM122 225V226H123ZM126 225V224H125ZM124 225V226H125ZM128 225V224H127ZM131 225V224H130ZM129 225V226H130ZM142 225V224H141ZM205 225V224H204ZM57 226V225H56ZM91 226V224H90ZM99 227V225H97ZM104 226V225H103ZM123 226V227H124ZM127 227L128 228H131V227ZM134 226V225H132ZM135 226H136V223H135ZM134 226V228H135ZM193 226V225H192ZM66 227V225H65ZM79 227V226H78ZM119 227V226H117ZM116 227V228H117ZM196 227V226H195ZM264 227V226H263ZM262 227V229H263ZM71 228V227H70ZM76 228V227H75ZM92 228V227H91ZM97 228V227H96ZM115 228V229H116ZM126 228V227H124ZM199 228H202L199 227ZM66 229H69V228H66ZM84 229L85 231V228H81V230ZM95 229V228H93ZM108 229V228H107ZM110 229V228H109ZM113 229V228H112ZM132 229V228H131ZM138 229V228H137ZM75 230V229H74ZM73 230V232H75ZM78 230V229H77ZM80 230V229H79ZM87 230V229H86ZM111 230V229H110ZM139 230V229H138ZM191 230V229H190ZM261 230V229H260ZM83 231V230H82ZM80 231V232H82ZM83 231V232H84ZM89 231H90V227H89ZM102 231V230H101ZM116 231V230H115ZM127 232V230H125ZM152 231V230H151ZM240 231V232H241ZM263 231V230H262ZM64 231H61L60 234H63ZM69 232V230L67 231ZM88 232V231H87ZM107 232V231H106ZM111 232V231H109ZM120 232V233H119ZM139 232V231H137ZM153 232V231H152ZM193 232V231H192ZM202 232V231H200ZM57 233V234H56ZM70 234H72V232H69ZM76 233V232H75ZM119 234H121V231H118ZM116 232V235L118 234ZM149 233V232H148ZM69 234V235H70ZM84 234V233H83ZM81 234V235H83ZM86 234V233H85ZM88 234V233H87ZM90 234V233H89ZM107 234V233H106ZM105 234V235H106ZM125 234V233H124ZM133 234V233H132ZM137 234V233H136ZM151 234V237H152V233ZM150 234H149V237H150ZM198 234V233H197ZM204 234V233H203ZM27 235V234H26ZM116 235H114L116 237ZM123 235V234H122ZM134 235V234H133ZM132 235V236H133ZM230 235V234H229ZM228 235V236H229ZM25 236V235H24ZM72 236V235H71ZM79 236V235H78ZM92 237L94 236V233H92L91 235ZM108 236L109 233H108ZM112 236V235H111ZM110 236V237H111ZM113 236V238H115ZM121 236V235H120ZM131 236V237H132ZM138 236V234L132 238H134L136 240V237ZM158 236V235H156ZM155 236V237H156ZM192 235H189L188 236V239L191 237ZM201 236V235H200ZM66 237V236H65ZM73 237V236H72ZM72 237H67V240L69 238H72ZM96 237V236H95ZM94 237V238H95ZM107 237V236H106ZM118 237V236H117ZM128 237V236H127ZM143 237V236H142ZM150 237V238H151ZM197 237V236H196ZM86 238V236H85ZM108 238V237H107ZM112 238V239H113ZM140 238V237H137V239ZM144 238V237H143ZM148 239V237H146ZM154 238V236H153ZM161 238V237H160ZM187 238V237H186ZM200 238V237H199ZM65 239V238H64ZM90 239V238H89ZM102 239V238H101ZM106 239V238H105ZM110 239V238H109ZM112 239L110 241H112ZM133 239V240H134ZM141 239V238H140ZM152 239V238H151ZM156 239V238H155ZM158 239V238H157ZM187 239V240H188ZM190 239H193L192 237ZM189 239V240H190ZM202 239V238H201ZM228 239V238H227ZM88 240V239H87ZM92 240V239H91ZM108 240V239H107ZM106 240V241H107ZM121 240V239H120ZM127 240V239H125ZM132 240V239H131ZM130 240V241H131ZM132 240V241H133ZM150 240V239H148ZM245 240V239H244ZM99 241V240H98ZM116 241V240H114ZM114 241L111 242V245L112 243H114ZM118 241V239H117ZM124 241V240H123ZM122 241V242H123ZM141 241H144L143 239ZM140 241V242H141ZM153 241V240H152ZM152 241H150L152 243ZM155 241V240H154ZM153 241V242H154ZM160 240L158 239L157 242H159ZM198 241V240H197ZM225 241V240H224ZM251 241V242H252ZM259 241V242H260ZM83 242V241H82ZM96 242V241H94ZM121 242V241H120ZM121 242V243H122ZM147 242V241H145ZM189 242V241H188ZM205 242V241H203ZM46 243V244H47ZM90 243V242H89ZM99 243V242H98ZM103 243V241H102ZM118 245H119V242H117ZM115 243V244H117ZM127 242L123 243V244H126ZM128 243H129V239H128ZM134 244V242H132ZM130 243V245L132 244ZM136 243H139L138 241ZM143 243V242H142ZM185 243V241H184ZM187 243V242H186ZM60 244V243H59ZM62 244V243H61ZM93 244V242H92ZM110 244V243H109ZM114 244V245H115ZM146 244V243H145ZM144 244V245H145ZM150 244V243H149ZM160 244V243H159ZM224 244V243H222ZM244 244V243H242ZM255 244V243H254ZM260 244V243H259ZM263 244V243H262ZM41 245V246H40ZM45 244H43L44 246ZM63 245V244H62ZM65 247L68 245L67 241L64 243ZM104 245H105V242H104ZM111 245H107V248L108 246H111ZM128 245V244H127ZM142 245V247L144 246ZM147 245V244H146ZM151 245V244H150ZM148 245V246H150ZM196 245V243H195ZM240 245V244H238ZM247 245V244H246ZM81 246V244H80ZM85 246V245H84ZM96 246V245H95ZM106 246V245H105ZM124 246V245H122ZM140 246V245H139ZM184 246V245H183ZM218 246V245H217ZM220 246V245H219ZM218 246V247H219ZM245 246V245H244ZM252 246V245H251ZM63 247V246H62ZM70 247V246H69ZM88 247V246H87ZM91 247V246H89ZM113 247V246H112ZM111 247V249H112ZM116 247V246H115ZM114 247V248H115ZM132 247V245H131ZM135 247V246H134ZM137 247V246H136ZM147 247V246H146ZM144 247V248H146ZM153 247V246H152ZM198 247V245H197ZM242 247V246H241ZM259 248L262 247V245H258ZM76 248V247H75ZM93 248V247H92ZM106 248V249H107ZM110 248V247H109ZM119 248V247H116V249ZM138 248V247H137ZM144 248H141L143 249L142 251H145ZM155 248H158V247H155ZM188 248H191L190 245ZM201 248V247H200ZM57 249V248H56ZM78 249V248H77ZM80 249V248H79ZM82 249V248H81ZM80 249V250H81ZM105 249V248H104ZM103 249V250H104ZM110 249V250H111ZM147 249H150V248H147ZM239 250V248H236ZM258 249V248H256ZM101 250V249H100ZM135 250V248L133 249V251ZM138 250V249H137ZM140 250V249H139ZM160 250V249H158ZM163 250V248H162ZM193 250V249H192ZM204 250V249H203ZM208 251V249H205ZM210 250V249H209ZM212 250V249H211ZM2 251V250H1ZM60 251V250H59ZM64 251V250H63ZM79 251V250H77ZM82 251V250H81ZM86 251H88L86 249ZM105 251V250H104ZM107 251L109 252V250L107 249ZM119 251V250H118ZM140 251V252H142ZM151 251V250H150ZM153 250L152 249V255H153ZM217 251V250H216ZM219 251H222V256H221V262L223 261V264H228L232 258L235 256H237L238 259V263L237 264H248L246 262V259H245V256L247 253L245 252H242V250H240L239 252H236L235 250L233 251L234 255L231 253V251L227 250L225 247H222L219 249ZM5 252V251H4ZM65 252V251H64ZM70 252V251H68ZM73 252V251H72ZM93 252V251H92ZM91 252V253H92ZM125 252V250H124ZM123 252V253H124ZM128 252V251H127ZM138 252V251H137ZM139 252V253H140ZM147 253L149 251H146ZM150 252V254H151ZM156 252V251H155ZM163 253V251H160ZM165 252V251H164ZM190 252V251H189ZM194 252V251H192ZM205 252V251H203ZM203 252H200V250L196 251L195 253L198 254V253H203ZM236 252V253H235ZM15 253V254H16ZM86 254V252H84ZM90 253V252H89ZM95 253V252H93ZM96 253L97 250H96ZM102 253V252H101ZM100 253V254H101ZM106 255H108L109 257H105L104 260L106 261H109V259H112V258H115V262L110 260L109 262L112 263L114 262L115 264H123V262L119 261V262H116V257H112L110 256V254L108 253H105L103 252ZM122 253V252H121ZM147 253H143L144 255L147 254ZM158 253V251H157ZM156 253V254H157ZM209 253V252H208ZM220 253V252H218ZM48 254V255H47ZM64 254V253H63ZM76 254V253H75ZM84 254V255H85ZM113 254H115L113 252ZM126 253H124L125 255ZM149 254V253H148ZM166 254V253H165ZM199 254V255H200ZM206 256L208 255L207 253H205ZM216 254V253H215ZM214 254V256H215ZM17 255V254H16ZM61 255V254H60ZM87 255V254H86ZM102 255V254H101ZM119 255V254H118ZM122 255V254H121ZM141 255V254H139ZM161 256V254H159ZM167 255V254H166ZM189 255V254H188ZM191 255V254H190ZM189 255V256H190ZM202 255V254H201ZM219 255V254H217ZM259 255V254H258ZM70 256V255H69ZM74 256V254L72 255ZM76 256V255H75ZM91 256V255H90ZM120 256V255H119ZM133 256V255H132ZM151 256V255H150ZM148 255V257H150ZM159 256V257H160ZM164 253H163V257H164ZM193 256V255H192ZM210 256V255H208ZM213 254H212V258L214 257ZM244 256V258H243ZM250 256V255H249ZM86 257V256H84ZM101 257V256H100ZM124 257V256H123ZM122 256L119 257V259L117 258V260H120L121 258L124 259ZM126 257V256H125ZM131 257V256H130ZM135 257H136V254H135ZM134 257V259H135ZM138 257V255H137ZM136 257V259H137ZM141 257V256H140ZM161 257V258H163ZM220 258V256H217V258ZM252 257V256H250ZM4 258V256L2 257ZM21 258V257H20ZM19 258V259H20ZM77 258V257H75ZM82 258V257H81ZM128 258V257H127ZM127 258L123 261H125V264H134L136 262L133 263V261L135 260H127ZM143 258V257H142ZM158 258V256H157ZM166 258V257H165ZM197 258V257H195ZM203 258V257H202ZM206 258V257H205ZM211 258V256L209 257ZM219 258L217 259L219 261ZM18 259V258H17ZM85 259V258H84ZM96 259V258H95ZM100 259V258H99ZM99 259H96L99 261ZM145 259V258H144ZM143 259V260H144ZM200 259V258H199ZM204 259V258H203ZM216 260V258H214ZM234 259V258H233ZM71 260V258H70ZM72 260H75L74 258ZM79 260V259H78ZM87 260V258H86ZM91 260V259H90ZM127 260V261H126ZM142 260V259H141ZM140 259L138 261H141ZM142 260V261H143ZM195 260V259H194ZM208 260V257L206 258V261ZM210 260V259H209ZM237 260V259H236ZM5 261H7L5 259ZM4 263L6 264L7 262ZM14 261V260H13ZM77 261V260H76ZM76 261H73V262H76ZM212 261V260H211ZM233 261V260H232ZM3 262V261H2ZM93 262V261H92ZM101 262V261H100ZM109 262H105V263H109ZM154 262V261H153ZM152 262V263H153ZM198 264L200 263V261H197ZM205 262V261H203ZM261 262V261H259ZM10 263V262H9ZM20 263H24V262H20ZM79 263V261L77 262ZM82 264V262H80ZM84 263V262H83ZM97 263V262H96ZM109 263V264H110ZM113 263V264H114ZM145 263V262H144ZM143 263V264H144ZM148 263V262H147ZM145 263V264H147ZM158 263V262H157ZM196 263V262H195ZM208 263H210V261H208ZM212 263V262H211ZM210 263V264H211ZM258 264V262H256ZM75 264V263H73ZM84 264H90V263H84ZM92 264V263H91ZM138 264H141L140 262ZM154 264V263H153ZM156 264V263H155ZM207 264V263H206ZM232 264V262H231ZM234 264V263H233Z\"/></svg>","mask_w":264,"mask_h":264}]
</instances>
